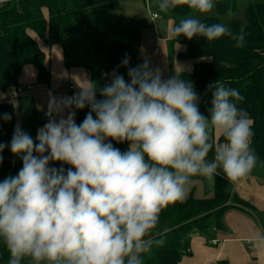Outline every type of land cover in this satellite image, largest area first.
Returning a JSON list of instances; mask_svg holds the SVG:
<instances>
[{"label":"clouds","instance_id":"obj_1","mask_svg":"<svg viewBox=\"0 0 264 264\" xmlns=\"http://www.w3.org/2000/svg\"><path fill=\"white\" fill-rule=\"evenodd\" d=\"M179 6L194 14L172 27L171 39L229 37L235 47L245 46L243 26L234 32L195 15L211 13L215 0H156L159 13ZM128 63L126 56L122 64ZM128 76L130 82L113 71L99 89L101 100L92 82L73 97H50L38 143L15 126L10 151L23 167L0 182V243L8 264H143V255L163 243L156 238L162 211L183 202L193 177L222 174L238 182L256 167L253 121L237 106L244 100L237 89L210 83L205 116L193 83L182 74L163 79L145 62L129 68ZM85 107L91 110L79 125L75 111L53 118ZM109 140L129 148L121 152ZM5 147L0 143V163ZM54 162L69 167L50 166Z\"/></svg>","mask_w":264,"mask_h":264},{"label":"trees","instance_id":"obj_2","mask_svg":"<svg viewBox=\"0 0 264 264\" xmlns=\"http://www.w3.org/2000/svg\"><path fill=\"white\" fill-rule=\"evenodd\" d=\"M122 1L127 0H0V94L10 95L20 87L19 77L25 66L36 68L37 86L50 85L51 71L40 43L60 46L69 66L91 69L95 58L105 57L112 72L121 75L126 56L128 64H137L135 45L141 42L143 32L153 26L135 16L115 14ZM238 2L215 0V17L202 20L209 24L220 22L234 15ZM191 13L187 6H179L165 16L178 22ZM228 25L234 32L243 26L245 46L235 47L229 37L209 42L200 36L192 40L181 36L186 52L179 57L192 62V71L179 74L193 83L202 114L212 99L210 83L220 80L240 92L244 100L237 106L246 110L253 121L252 147L258 160L264 161V0H249L243 19L231 20ZM90 110V107L71 109L78 125ZM5 113L11 115V120L2 119ZM48 120L47 114L38 110L34 97L0 99V143L6 145L0 163V182L16 176L23 167L21 157L10 151L17 123L38 143V130ZM107 142L121 152L129 148L128 142ZM219 142H223V137ZM212 158L210 152L208 159ZM53 167L67 170L69 166L54 162ZM232 200L230 193L218 188L211 198L189 196L183 202L169 205L162 211L156 230L159 233L156 238L163 243L143 255V264H180L190 257L193 237L209 239L214 229H222L224 214ZM9 259L7 249L0 243V264H8Z\"/></svg>","mask_w":264,"mask_h":264},{"label":"crops","instance_id":"obj_3","mask_svg":"<svg viewBox=\"0 0 264 264\" xmlns=\"http://www.w3.org/2000/svg\"><path fill=\"white\" fill-rule=\"evenodd\" d=\"M151 15H157L150 13ZM157 18L153 21V30L157 40L153 42V50L157 57L158 65L165 69L167 77L176 73H190L192 62L179 57L186 52L185 45L180 41L169 37V32L175 24L169 20L170 29L164 30L160 24L156 25ZM162 33V36H159ZM136 46V45H135ZM40 47L46 54L47 66L51 71V83L49 86H37V70L33 66H25L19 77L21 87H32L33 90L25 96L34 97L37 108L40 112H48L50 97L57 100L73 97L78 94L83 87L88 86V82L95 84L97 88V100L103 99L99 89L111 82L112 70L108 61L102 57L94 59L91 69H86L77 65H67L65 56L60 46H47L40 43ZM136 53V52H135ZM137 55V54H136ZM138 58V56H137ZM137 64L122 67L135 68ZM186 71L183 72V69ZM123 72V71H122ZM107 74V78L103 75ZM124 74V73H123ZM123 76V75H122ZM129 82V80H126ZM73 87V89H70ZM10 97L0 94V99ZM211 105H206L203 114L207 116ZM71 109H65L60 114H54L53 118L59 120L61 116L67 117ZM76 122V119H75ZM221 139L216 136L217 142ZM53 167V163L50 164ZM218 188L225 189L234 200L230 202V207L223 217V227L220 230L214 229L209 239L201 236L193 237L191 241L192 255L184 258L180 264H264V161L257 160L256 167L244 179L238 182L228 181L222 174L213 180L196 176L192 178L189 186L188 197L194 196L200 199L211 198ZM198 194V195H197ZM197 195V196H196ZM216 241L217 245H213Z\"/></svg>","mask_w":264,"mask_h":264},{"label":"rangeland","instance_id":"obj_4","mask_svg":"<svg viewBox=\"0 0 264 264\" xmlns=\"http://www.w3.org/2000/svg\"><path fill=\"white\" fill-rule=\"evenodd\" d=\"M249 0H239L237 11L234 15L225 17L220 19V22L228 24L231 20H242L244 9L247 6ZM150 13H155L159 16V19L156 21V25L160 24L161 27L168 31L170 29V22L166 18L164 13H159L156 7V0H127L120 2L118 8L115 11V14L122 16H135L139 19L147 20L149 24L153 25V21L150 19ZM192 12L190 15H193ZM216 11L215 8L211 13L201 15L199 13H195L201 20L204 18L215 17ZM189 15V16H190ZM175 22V24H178ZM162 36V33L159 35ZM157 40L156 34L153 28H149L143 32L142 40L135 46V52L138 56L139 65L148 62L150 67L157 66V57L153 50V42ZM106 59L105 57H102ZM161 67L160 64L157 68ZM129 69V68H128ZM123 71V72H122ZM121 75H123L124 79L129 80L128 71L122 70ZM124 73V74H123ZM207 105H211V102L207 103ZM209 114V113H208ZM207 114V116H208ZM198 195V194H197ZM196 195V196H197ZM188 197V195L186 196Z\"/></svg>","mask_w":264,"mask_h":264},{"label":"built area","instance_id":"obj_5","mask_svg":"<svg viewBox=\"0 0 264 264\" xmlns=\"http://www.w3.org/2000/svg\"><path fill=\"white\" fill-rule=\"evenodd\" d=\"M156 18H157V15H151V20H154ZM159 69L161 70L162 78L168 79L167 74L165 72V69L162 66L159 67ZM103 77L107 78L108 76L104 74ZM70 89H73V87H71ZM32 90H33L32 87H21L20 86V87H17L16 89H13L11 91L10 97L16 99V98H19L21 96H25L27 93H30ZM212 244L217 245V242L212 241Z\"/></svg>","mask_w":264,"mask_h":264}]
</instances>
